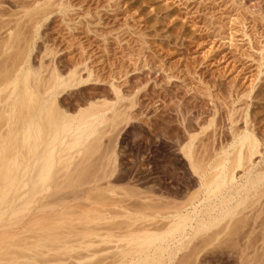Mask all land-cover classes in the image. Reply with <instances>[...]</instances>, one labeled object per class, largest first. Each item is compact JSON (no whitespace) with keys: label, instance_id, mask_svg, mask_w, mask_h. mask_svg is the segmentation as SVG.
Segmentation results:
<instances>
[{"label":"rangeland","instance_id":"374dc122","mask_svg":"<svg viewBox=\"0 0 264 264\" xmlns=\"http://www.w3.org/2000/svg\"><path fill=\"white\" fill-rule=\"evenodd\" d=\"M36 8L46 12L25 15ZM0 25V39L20 33L29 63L44 74L52 67L83 77L59 95L65 110L119 100L121 122L104 134L99 159H89L107 177L86 187L111 183L116 198L136 189L125 202L137 209L197 189L182 149L193 136L194 145L209 140L212 153L247 118L264 136V0H0ZM223 246L205 248L198 264H241L233 245Z\"/></svg>","mask_w":264,"mask_h":264},{"label":"bare ground","instance_id":"6f19581e","mask_svg":"<svg viewBox=\"0 0 264 264\" xmlns=\"http://www.w3.org/2000/svg\"><path fill=\"white\" fill-rule=\"evenodd\" d=\"M41 12L24 13L31 19ZM6 35L0 39V264H198L211 245H233L241 264H264V136L248 118L243 127L231 125L229 140L216 138L212 153L209 140L198 144L199 135L198 145L193 136L183 146L200 182L186 200L145 195L149 202L137 209L125 202L136 189L123 188L127 195L116 198L119 188L109 182L86 187L107 177L89 159L101 154L107 129L121 122L119 100H90L70 113L58 97L83 77L52 67L44 74V66L29 63L20 33Z\"/></svg>","mask_w":264,"mask_h":264}]
</instances>
